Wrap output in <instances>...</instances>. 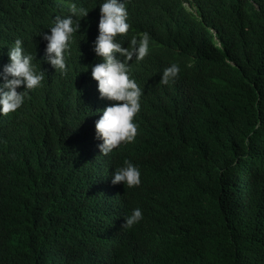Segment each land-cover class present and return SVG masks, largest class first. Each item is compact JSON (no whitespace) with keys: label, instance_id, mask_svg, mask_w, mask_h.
<instances>
[{"label":"trees","instance_id":"16d2710c","mask_svg":"<svg viewBox=\"0 0 264 264\" xmlns=\"http://www.w3.org/2000/svg\"><path fill=\"white\" fill-rule=\"evenodd\" d=\"M124 2L117 40L150 38L129 62L137 135L99 156L93 113L112 103L90 68L103 0H0V71L21 39L44 72L0 114V264H264V0ZM73 3L89 12L61 75L43 33ZM125 160L140 186L111 183ZM135 207L143 219L122 227Z\"/></svg>","mask_w":264,"mask_h":264},{"label":"clouds","instance_id":"9594fccd","mask_svg":"<svg viewBox=\"0 0 264 264\" xmlns=\"http://www.w3.org/2000/svg\"><path fill=\"white\" fill-rule=\"evenodd\" d=\"M100 18L98 35L93 51L99 62L90 65L91 77L97 82L99 98L110 103L96 113L95 138L101 141L97 145L99 156H108L122 144L134 142L137 125L134 117L141 109L142 89L131 78L130 61H142L149 54V35H133L127 47L117 40L118 35L129 32L128 12L124 0H103L99 5ZM71 15L57 16L50 27V32L43 33L47 42L44 60L61 75L67 72V57L74 42V34L79 31L80 21L88 15L84 7L70 5ZM9 62L0 71V114L16 112L24 104L28 93L41 86L44 72L37 71L33 63L35 57L26 52L21 39L14 41L8 51ZM134 58V59H133ZM89 68V67H88ZM88 70V69H87ZM180 72V65L172 63L161 75L160 83L167 84ZM22 90L18 91V89ZM112 184L122 183L128 188L141 184V173L137 166L128 160L115 168ZM124 218L122 227L132 228L143 219V211L135 207Z\"/></svg>","mask_w":264,"mask_h":264}]
</instances>
